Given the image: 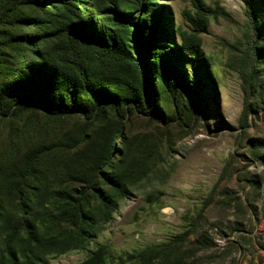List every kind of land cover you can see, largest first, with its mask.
<instances>
[{
	"label": "rangeland",
	"instance_id": "obj_1",
	"mask_svg": "<svg viewBox=\"0 0 264 264\" xmlns=\"http://www.w3.org/2000/svg\"><path fill=\"white\" fill-rule=\"evenodd\" d=\"M202 1L207 11L198 0H0V251L25 222L42 239L39 264H79L99 245L107 264H264V0ZM123 2L137 4L135 24L158 6L166 16L160 39L142 32L151 48L142 67L135 31L123 38L108 18ZM197 12L208 21L200 33ZM81 24L129 59L97 54L77 70L59 47ZM180 31L199 37L201 80L186 61L177 80L160 64ZM32 71L57 86L49 105L70 109L72 91L80 105L84 87L112 102L55 116L10 101L4 82L40 102L23 84ZM27 158L38 162L39 182L22 180ZM74 211L82 225L70 220Z\"/></svg>",
	"mask_w": 264,
	"mask_h": 264
},
{
	"label": "trees",
	"instance_id": "obj_2",
	"mask_svg": "<svg viewBox=\"0 0 264 264\" xmlns=\"http://www.w3.org/2000/svg\"><path fill=\"white\" fill-rule=\"evenodd\" d=\"M149 2L150 0H144V2ZM199 7L202 8V10L207 11L208 8L204 4L202 0H198ZM253 0H249L248 4L249 6H252ZM151 2H149L150 4ZM113 6H111V15H108V18L113 19L114 25L116 26L117 32L121 33L120 36L124 38V35H130L131 38L134 37L133 30L137 34L138 38V44L136 48V54L138 61L140 63L139 67L141 66V62L143 61V57H149L150 54V46L147 43V40L145 39V34H148L150 37L154 40L160 39V37H157L159 33H162L161 30H166V20L165 14L163 10V6H158L157 9H154L150 14H148L147 19L140 20L141 22L139 24H135L134 17L132 15V11L135 10V12L138 11L137 4L134 2H123L119 5H116V3H112ZM118 6L122 11L118 9ZM128 7V8H127ZM125 10H129L130 14H124ZM89 12V10L87 11ZM91 13V12H90ZM202 12H197L198 14L197 18H192L191 21L193 25L196 27L193 29L196 33L203 32V29L207 28L208 21L206 20V15L201 14ZM120 15H126V16H120ZM128 15V16H127ZM53 25V24H50ZM83 27H76L74 25L70 26L66 31L64 32V36H62V39L60 41V52L61 54L66 58L67 62L74 65L77 70L85 73V66L88 62H90V58L96 56L97 54H100L103 56V59H114L118 60L116 62H123L129 59V54L125 51V48L119 47L117 48L115 45L116 40H110L108 41L103 36H97L93 33V29H89L84 24H81ZM93 25V24H92ZM38 27H43V25L39 24ZM144 32V33H142ZM123 34V35H122ZM36 38L40 37V35L37 33L35 34ZM44 37V36H42ZM163 37V35H162ZM168 35L163 37V39H168ZM180 38L181 43L180 45H176V47H172L170 53L165 54V58L160 59L161 66L165 68H170L173 72L172 76L177 80L178 77V70L175 68L180 66V69L184 67L185 61L190 63L191 66L194 68V73L192 74V79L195 80H201L199 79V75L203 72L205 69V61L203 60V52L200 49L199 45V37L198 35L185 33L183 31H180ZM42 39V38H40ZM125 40V39H124ZM112 42V44H111ZM146 51V55H144V52ZM173 54V55H172ZM167 55H172L167 57ZM136 60V58H135ZM167 62V63H166ZM46 67V72L48 76H52V74L56 73V71L48 67L46 64H42ZM32 70H35V68H32ZM138 72V69H136ZM31 76L27 79H24V85L28 86L29 89L35 88L36 90L34 93H28L33 96H35L39 101H30V99L26 97H18L16 93L12 92V88L9 86L11 82H4V86L7 89V96L8 99L12 102H18L22 103L25 106L28 107H37V108H43L44 111L48 112L51 115L59 116L58 113H65V115H71L75 113H80L84 116L94 114L96 110H98L101 107H104L107 105V102H112L110 94L104 95L103 93H99L98 95L95 93V91L89 90L88 87H84L82 89L84 90V94L82 91V95L84 96V101L78 105L79 99L74 98V94L77 93L76 91H72L68 96H70L71 101L68 104L70 109L67 107V105H63L62 107L58 106H52L49 105L50 102H55L56 96L58 94L59 97V91L57 89V86H49L45 84V80H41L40 78V72L39 71H32ZM164 75L160 78V81L166 85L168 82V79L171 78L168 76V72L164 70ZM203 74V73H202ZM183 80L185 81V74L182 76ZM9 78H7V81ZM159 80V79H158ZM65 97L61 95L60 99H58L57 103H62ZM0 102H6L2 101L0 99ZM6 104V103H5ZM120 133H122V130H120ZM108 155L110 158H113V152H108ZM28 159V158H27ZM107 164V162H105ZM38 162L36 164V161L34 158H29L27 167L25 170V174L22 178V180H29L30 178L35 179L37 182L40 181L42 178L40 176V170L38 168ZM45 178L43 179V181ZM43 181H41L43 183ZM41 183V184H42ZM17 195L21 196V185L18 186L17 189ZM56 199V197H54ZM70 220L73 224H83L84 221L82 220L81 213H76L75 211L72 212L69 216ZM22 228L24 229V233H21L20 228H14L11 230L9 235H7L2 244V248L0 251V264H39L40 262V253L43 248L42 239L40 236L33 230L27 228L26 223L24 222L22 225ZM26 229V230H25ZM109 252L105 248L104 245H99L98 248L90 253V255L81 263L79 264H107V261L109 260ZM138 260L136 257H130L128 261H124L123 258H121V261H124V263L120 264H136L135 261Z\"/></svg>",
	"mask_w": 264,
	"mask_h": 264
}]
</instances>
